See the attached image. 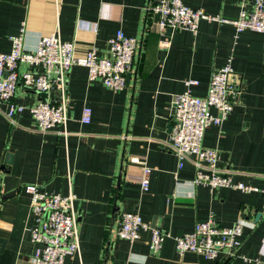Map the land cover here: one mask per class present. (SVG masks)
<instances>
[{"label":"crops","instance_id":"0c3cea01","mask_svg":"<svg viewBox=\"0 0 264 264\" xmlns=\"http://www.w3.org/2000/svg\"><path fill=\"white\" fill-rule=\"evenodd\" d=\"M153 1L0 0V52L10 51L9 37L22 25L26 51L52 33L74 41L77 54L95 47L105 55L108 39L119 29L141 40L123 90L89 80L83 66L70 69L65 134L57 128L39 131L27 109L11 121L0 103V264H33L29 228L35 217L23 188L28 183L49 193L75 195L80 252L63 264H264V35L236 32L230 23L206 19L199 21L196 34L160 32L156 17L148 14ZM184 2L229 19L241 8L250 10L244 0ZM226 63L242 75L240 103L220 125L206 128L203 144L218 149V167L228 168L233 181L252 183L259 191L192 184L194 157L179 167L168 145L173 95L189 88L204 96L212 70ZM188 79L197 82L187 86ZM42 97L20 84L13 100L31 106ZM48 98L56 103L61 94L54 89ZM84 106L92 110L88 123L80 120ZM7 153L10 163H4ZM131 156L151 169L146 191L140 184L141 164L130 162ZM120 211L137 212L150 227L165 232L158 251L150 249V228L133 242L116 236ZM211 215L222 226L243 220L240 246L215 258L179 254L174 238Z\"/></svg>","mask_w":264,"mask_h":264},{"label":"built area","instance_id":"2783aa9c","mask_svg":"<svg viewBox=\"0 0 264 264\" xmlns=\"http://www.w3.org/2000/svg\"><path fill=\"white\" fill-rule=\"evenodd\" d=\"M250 10L241 8L237 17L229 19L213 15L201 8H192L184 0H156L148 2V14L156 17L160 32L166 30H188L197 33L201 19L230 23L236 32L252 30L264 35V0H244ZM25 28L22 25L17 34L11 35V49L0 52V103L6 105L5 115L13 120L17 113L28 110L37 122L39 131L57 128L66 133L68 121L67 97L64 94L68 73L74 65L87 69L89 80L100 79L113 91L123 90L128 82L127 74L133 70L139 54L141 40L129 36L122 30L108 39V51L99 55L92 47L83 54L76 53L74 41H64L58 33L42 36L37 48L26 51L23 47ZM25 68L21 69L20 66ZM196 80L185 81L187 86ZM33 89L44 97L31 106L13 100L18 85ZM58 89L61 100L53 103L49 93ZM242 75L226 63L212 70L207 91L197 96L187 88L171 99L169 148L178 157L179 167L184 160L194 157L195 176L191 183L209 187H230L243 192L259 191L252 183L233 181L228 168L218 167L219 153L214 147L203 144L204 132L210 125H220L233 108L240 103ZM92 110L84 106L81 122L88 123ZM130 162L140 163L142 190L149 187L150 167L138 157H129ZM30 196V209L35 223L29 228L34 251L33 264H63L67 256L79 255L78 219L74 209L75 195L49 193L35 183L23 186ZM264 192V189L261 190ZM243 220L231 226L220 225L212 215L204 221L195 222L189 232L174 238L179 254L195 252L206 258H215L219 252L231 255L240 246ZM151 230L150 249L156 252L161 247L165 232L159 227H150L137 212L120 211L116 236L130 242L138 239L140 231Z\"/></svg>","mask_w":264,"mask_h":264},{"label":"water","instance_id":"95a60500","mask_svg":"<svg viewBox=\"0 0 264 264\" xmlns=\"http://www.w3.org/2000/svg\"><path fill=\"white\" fill-rule=\"evenodd\" d=\"M168 31H171V30L169 29ZM129 76H130V74L128 73L127 74V79H129ZM170 127H171V125H169V129H170ZM11 158H12L11 153H7L5 155V158H4V163H10ZM10 194L11 193H8V194L3 195V198H5L6 196H9ZM3 244H4V240L0 238V248L3 247Z\"/></svg>","mask_w":264,"mask_h":264}]
</instances>
